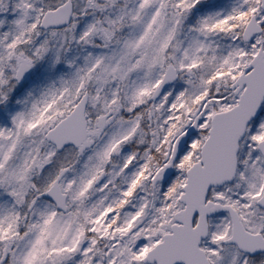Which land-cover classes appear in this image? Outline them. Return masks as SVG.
Instances as JSON below:
<instances>
[{"label": "snow or ice", "instance_id": "1", "mask_svg": "<svg viewBox=\"0 0 264 264\" xmlns=\"http://www.w3.org/2000/svg\"><path fill=\"white\" fill-rule=\"evenodd\" d=\"M0 264H264V0H0Z\"/></svg>", "mask_w": 264, "mask_h": 264}]
</instances>
